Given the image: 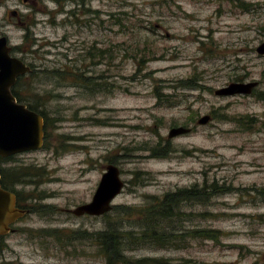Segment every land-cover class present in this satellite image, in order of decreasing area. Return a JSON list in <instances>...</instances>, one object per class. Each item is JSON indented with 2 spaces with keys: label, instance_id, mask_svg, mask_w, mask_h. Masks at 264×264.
<instances>
[{
  "label": "rangeland",
  "instance_id": "obj_1",
  "mask_svg": "<svg viewBox=\"0 0 264 264\" xmlns=\"http://www.w3.org/2000/svg\"><path fill=\"white\" fill-rule=\"evenodd\" d=\"M20 2L0 0V33L33 69L14 89L55 122L40 149L11 160L40 170L17 187L34 212L0 264H107L94 232H137L129 215L165 195L176 205L171 243L128 256L264 264V0H41L29 29L8 20ZM252 81L249 94L215 92ZM178 126L191 131L170 138ZM112 163L126 183L113 209L72 213ZM206 183L220 192L203 193Z\"/></svg>",
  "mask_w": 264,
  "mask_h": 264
},
{
  "label": "water",
  "instance_id": "obj_2",
  "mask_svg": "<svg viewBox=\"0 0 264 264\" xmlns=\"http://www.w3.org/2000/svg\"><path fill=\"white\" fill-rule=\"evenodd\" d=\"M264 54V41L257 47ZM33 69L22 58L13 54V47L6 35L0 36V156L7 157L26 151L40 149L45 139V120L41 113L20 102L13 93L20 76ZM257 81L232 82L217 89L218 95L252 93ZM211 119L205 115L199 119L206 124ZM191 128L178 126L171 128L169 137L188 133ZM1 177V175H0ZM126 183L121 177L119 166L108 164L91 201L71 209L75 215L101 216L113 209L114 200L121 194ZM15 193L5 190L0 183V234L12 229L9 225L26 214V210L16 207Z\"/></svg>",
  "mask_w": 264,
  "mask_h": 264
},
{
  "label": "trees",
  "instance_id": "obj_3",
  "mask_svg": "<svg viewBox=\"0 0 264 264\" xmlns=\"http://www.w3.org/2000/svg\"><path fill=\"white\" fill-rule=\"evenodd\" d=\"M59 4L63 6L62 2H59ZM22 80L23 76L19 77L18 83ZM15 86L13 87V93L17 99L20 102L26 103L31 109L41 113L44 116L46 134L48 124L55 121L52 120V118H50L44 110H41V103H29L28 100L18 92V90L14 89ZM40 97L41 95L38 94L37 91H34V98L41 99ZM154 153L155 155H163L158 153L156 149H154ZM39 170L40 168H35L32 165L13 166L8 172L0 168V171L3 175L2 183L5 187L12 188L14 192L21 195L22 192L17 189L18 185L29 182L30 177H32L34 174H38ZM41 170L43 169L41 168ZM215 185L216 184L206 183L204 185V189L202 190L203 193L211 194V191L212 193L220 192L221 189L219 190V186ZM170 196L171 195H165L163 200L158 201L152 207L147 209V211L139 212L137 215H129L133 219L139 218V223L132 226L138 227L137 232L134 231V228L124 229L117 226L114 229L108 228L104 231L94 232V239L100 245L102 252L106 257L107 264H169V261L166 259L133 258L128 256L124 250L131 249L132 247H139L140 245H145L148 243H152L161 247H166L171 243L169 240V231L166 230L164 225L165 222L168 219H171L176 212V205H171ZM57 231L58 230H51L49 232L47 231V233L50 235H55ZM197 232H200V234L206 238H217V233L220 231L215 229H201ZM192 234H195V232H192Z\"/></svg>",
  "mask_w": 264,
  "mask_h": 264
},
{
  "label": "flooded vegetation",
  "instance_id": "obj_4",
  "mask_svg": "<svg viewBox=\"0 0 264 264\" xmlns=\"http://www.w3.org/2000/svg\"><path fill=\"white\" fill-rule=\"evenodd\" d=\"M40 4H41V0H22V2H20V4H18L16 6V8L10 9L8 11L9 22L12 24H17L19 26H25L28 28V20L27 19H30L33 15H35L37 13V11L39 10L38 8H40V6H39ZM21 6H25L29 12L27 14H25V12L22 11ZM2 35H6V34L4 32H1L0 36H2ZM26 152H28V151H26ZM23 153H25V152H23ZM18 154H22V153H18ZM15 155H17V154H15ZM15 155H10L7 157L0 156V168L6 170L7 172L10 171V169L13 167L11 160H13L15 158ZM0 175H1V177H0L1 187L5 190H9V191L14 192L12 190V188H8V187H5L3 185V183H2L3 175L1 173V171H0ZM14 193L16 196V204H15L16 207L24 209L27 212L25 215H23L22 217H19L15 222H13L9 225V227L12 229V231L5 233V234H0V252L7 250L6 248L10 246L9 237L18 228L15 226L18 225L19 222L22 221L24 218L30 216L34 212V208L28 202L30 199H34V197L30 198L28 195H22V194L19 195L16 192H14ZM18 230L21 231L20 228ZM4 259H6V258H3V261H4Z\"/></svg>",
  "mask_w": 264,
  "mask_h": 264
}]
</instances>
